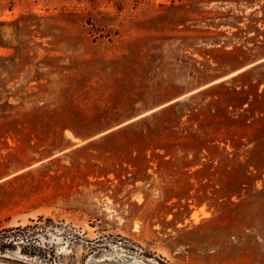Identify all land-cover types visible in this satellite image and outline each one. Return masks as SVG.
Masks as SVG:
<instances>
[{
  "label": "rangeland",
  "instance_id": "obj_1",
  "mask_svg": "<svg viewBox=\"0 0 264 264\" xmlns=\"http://www.w3.org/2000/svg\"><path fill=\"white\" fill-rule=\"evenodd\" d=\"M0 264H264V0H0Z\"/></svg>",
  "mask_w": 264,
  "mask_h": 264
},
{
  "label": "bare ground",
  "instance_id": "obj_2",
  "mask_svg": "<svg viewBox=\"0 0 264 264\" xmlns=\"http://www.w3.org/2000/svg\"><path fill=\"white\" fill-rule=\"evenodd\" d=\"M194 215H195V213L192 214V216H194Z\"/></svg>",
  "mask_w": 264,
  "mask_h": 264
},
{
  "label": "crops",
  "instance_id": "obj_3",
  "mask_svg": "<svg viewBox=\"0 0 264 264\" xmlns=\"http://www.w3.org/2000/svg\"><path fill=\"white\" fill-rule=\"evenodd\" d=\"M256 62H257V61H256ZM256 62H255V63H256Z\"/></svg>",
  "mask_w": 264,
  "mask_h": 264
}]
</instances>
